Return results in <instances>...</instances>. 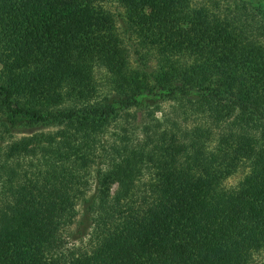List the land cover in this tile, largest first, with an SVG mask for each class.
Instances as JSON below:
<instances>
[{
	"label": "trees",
	"instance_id": "1",
	"mask_svg": "<svg viewBox=\"0 0 264 264\" xmlns=\"http://www.w3.org/2000/svg\"><path fill=\"white\" fill-rule=\"evenodd\" d=\"M240 2L0 0V264L264 252V9Z\"/></svg>",
	"mask_w": 264,
	"mask_h": 264
},
{
	"label": "rangeland",
	"instance_id": "2",
	"mask_svg": "<svg viewBox=\"0 0 264 264\" xmlns=\"http://www.w3.org/2000/svg\"><path fill=\"white\" fill-rule=\"evenodd\" d=\"M244 1V0H242ZM192 2L194 4H209L211 5L212 2H215L218 4V6H220L221 8H225V7H229L230 9H233V7L235 6H241V2L240 0H192ZM259 6L264 9V0H257ZM213 5V4H212ZM211 5V6H212ZM241 13L244 14V16H249V19L250 18V15L249 13L244 9V10H241ZM133 64V63H132ZM150 65L152 67H154V63H150ZM131 66V64H130ZM132 67L134 68V65H132ZM131 67V69H132ZM156 69H157V66H156ZM99 78V77H97ZM134 78V77H133ZM138 80H140V84L141 86H145L146 88H150L151 87V84L152 82L148 80V78L146 77H143V78H139V76L137 77ZM138 85V84H137ZM131 88H133L135 86L134 82L131 83L129 85ZM172 106V103H162L158 109L159 112L156 113V118H161L163 117V115L165 113H168L170 111V107ZM35 129H21L19 131H16L17 133H14L13 134V139H19L20 137L22 136H26L32 132H34ZM43 130V129H42ZM44 131H47V130H44ZM111 129L108 130V133H110ZM137 135L139 136V133H137ZM8 140V139H7ZM2 148L4 146V144H1L0 145ZM243 173L241 171H237L235 174H233L231 177H229L227 180H225V185L226 186H234L236 185V183L240 180V178L242 177ZM90 194V192H89ZM91 232V231H90ZM90 232H85V235H83V237L80 239V240H77V241H72L70 240V237H64V248H66L67 250H70V249H73L75 250V248H81V249H85L87 250V247L93 243V232L90 233ZM64 236H66L67 234H63ZM66 238V239H65ZM250 264H264V252L263 253H259V254H255L250 262Z\"/></svg>",
	"mask_w": 264,
	"mask_h": 264
}]
</instances>
